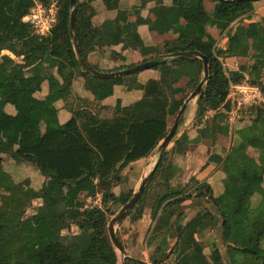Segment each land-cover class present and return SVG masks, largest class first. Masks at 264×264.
I'll return each mask as SVG.
<instances>
[{
  "label": "trees",
  "instance_id": "16d2710c",
  "mask_svg": "<svg viewBox=\"0 0 264 264\" xmlns=\"http://www.w3.org/2000/svg\"><path fill=\"white\" fill-rule=\"evenodd\" d=\"M33 1L46 6L51 0H0V52L7 51L14 57H22V64H16L7 55L0 60V143L1 136L6 131L24 133L35 123L43 122L45 133L39 143L20 146L11 158L17 163L34 167L42 176L52 177L62 186L77 184L84 179L97 181L104 193L103 205L107 206L114 199L111 189L118 181H110V174L114 170H123L132 162L149 157L157 148L169 131V112L177 114L183 104V101L174 99V85L187 77L197 86L202 78V62L197 58L165 59V64L154 70L165 67L167 72L159 80H150L142 86L133 79L137 73L113 79L92 77L82 71L76 60L69 34V0H58V22L51 34L42 39L33 35L29 26L22 22ZM93 1L96 0H85L79 4L77 0L74 15V41L87 65L84 52L93 47L97 40L82 7ZM101 1L108 10L118 7V0ZM171 1L184 25L176 28V47L168 55L198 51L209 59V81L197 102L199 115L196 121L201 122L207 113L220 108L225 112L229 109L226 102L229 84L243 82L244 76L240 72H227L219 60L222 51L203 42L206 19L204 0ZM254 2H219L216 27L226 32L229 46L239 49L241 55L247 54L249 46L260 49V55L247 71L249 83L259 85L258 79L264 70V38H260L258 34L259 25H238L234 30L230 27L252 11ZM164 14L165 10L161 7L155 27L167 30L171 26L164 19ZM108 25L111 23L106 22L105 26ZM44 55L55 60L57 77L51 68L40 64ZM90 67L101 73H111ZM240 71H245V68ZM77 77L84 78L85 88L98 101L112 96L115 86L125 84L129 89L141 90L143 96L127 107H122L120 101H117L110 118H102L80 108L71 109V118L61 125L54 105L70 96L72 83ZM44 82H47L48 93L41 101L35 95L41 92ZM260 87L264 96V85ZM42 102L51 107L43 108ZM8 105L14 108V116L5 112ZM255 109L257 118L252 120L250 127L237 132L239 142L233 145L223 164V170L227 174L224 204L217 206L213 202L212 190L206 184L198 187L195 195L178 198V192L167 181H164L165 191L155 201L157 208L163 205L179 206L185 199L212 203L218 209V214L214 216L209 208L204 209V214L219 222L223 246L230 264H264V209L256 212L250 208V199L254 195L260 197L259 204L264 203V165L258 166L246 156L249 147L264 148V125L260 121L262 110L259 107ZM187 143V136L182 135L174 141L171 151L181 155ZM168 153L166 150L161 154L150 181H154L160 173ZM176 170L173 167L170 175H174ZM0 186L10 188L8 207L0 206V264H117L116 252L108 237L107 218L102 210L95 209L90 214L92 237L81 226L78 239L63 243L60 232L66 225L59 221L53 228L51 222L63 209V194L60 190L45 189L52 196L53 205L49 209L41 207L37 216L38 223L33 224L32 219H23L22 211L27 203L25 194L4 172L1 158ZM122 199L123 203L129 200L128 197ZM179 211L181 221L184 213L182 208ZM240 218L246 219L244 224L239 222ZM252 223L259 224V231L244 243L242 236L251 231L249 225ZM211 260L214 264H223L217 247ZM125 264L143 262L126 259Z\"/></svg>",
  "mask_w": 264,
  "mask_h": 264
},
{
  "label": "crops",
  "instance_id": "0c3cea01",
  "mask_svg": "<svg viewBox=\"0 0 264 264\" xmlns=\"http://www.w3.org/2000/svg\"><path fill=\"white\" fill-rule=\"evenodd\" d=\"M203 5L206 13L203 42L209 43L213 45L215 49L222 51L219 58L221 63L222 60H224L225 66L230 72H240L244 76L245 81H248V75L245 73L250 70V67L260 55V49L254 46H249L247 54L241 55L239 49L231 48L229 46L226 32L221 31L216 27L219 2L204 0ZM161 7L165 10L164 19L171 26L167 30L155 27V22L158 19ZM252 7L253 9L250 13L244 15L234 24H231L230 27L234 30L238 25L247 27L249 24L258 23L259 27L257 31L260 38L263 39L264 0L254 2ZM82 11L89 19L97 40V43H95L93 47L85 50L84 58L90 66L104 72H116L146 61L159 59L161 56H168V52L176 47L178 37L176 28L184 25L182 17L172 5L171 0H118V7L115 10H108L101 0H96L86 3L82 7ZM106 22H110L111 25L106 27ZM2 52L7 51H1V53ZM9 54L10 53H7L6 55L12 59L13 55ZM21 58L22 57H20V59ZM50 60L54 59L48 55H44L40 64L44 67L51 68L53 74L56 76L54 69L55 60L52 66L45 65V63ZM242 68H245V71L241 72L240 70ZM166 72L167 70L165 67H161L158 70H146L137 73L133 79L137 84L142 86L150 80H159L160 76ZM263 75L264 70H262L258 79L259 82H261ZM184 78L187 79V77H183L180 82H183ZM247 84L252 85L250 83ZM176 85H179V83ZM176 85H174V87H176ZM47 93L48 85L47 82H44L41 86V92L37 93L35 97L42 101ZM142 96L143 92L141 90L133 88L129 89L125 84L115 86L112 96L102 101H98L92 93L85 88L84 78L77 77L72 83L70 96L65 101L56 102L54 107L58 111L59 124L62 125L71 118L70 112L72 108L70 104L73 106H79L78 108H80V110H88L95 115L103 110H113L117 101H120L122 107H127L139 101ZM193 103L194 106H192V108L190 107V113L192 111L191 117H193L192 119H194L195 122L190 125L189 123L187 124L184 122L180 131V135H186L188 139L185 150L181 155H176L172 151L175 156L176 164L170 162L166 164L164 163L159 176L163 177L168 185L178 192V198L187 195H195L196 189L202 186V184H206L212 190L213 202L219 206L224 204L226 200L224 183L227 174L223 170V164L233 145L239 142L237 132L250 127L252 125V120L257 118L256 107H259L262 110L260 121L261 124L264 125V96L261 104L240 112L237 120L233 123L228 122L223 108L211 112V118L207 116L208 113L205 114L202 121L197 122L196 118L199 115V110L197 103ZM41 106L43 108L51 107L45 102H42ZM190 108H187L185 115H187ZM248 111L249 114H246ZM5 112L11 116L15 115L14 108L9 105L5 107ZM169 116L170 112L168 118ZM44 133L45 125L41 121L35 123L24 133H17L15 131L4 132L1 136L2 140L0 143L2 168L4 172L10 176L11 180H13L11 177L13 176L12 174H18L19 172L26 170V173H28L27 177L44 184L46 190H60L63 194L62 205H64L67 200L66 189L71 185L62 186L52 177L42 176L34 167L17 163L11 158V155L20 146H34L39 143ZM262 137L264 140V130L262 132ZM262 152L264 153V148L255 149L249 147L246 150V156L258 166H262L264 165V154H262ZM147 158L132 162L121 171L114 170L110 174V181H114V177H118L116 180H120L119 184L117 183V186H119L122 182L123 176L128 173L130 168L133 169L134 174H137L138 171L143 172V170H141V165L148 160ZM173 167H176L177 170L174 175H170ZM181 167L184 170L182 176H180L182 173L180 171ZM126 169L127 172L125 171ZM49 179L52 183L48 187L47 182ZM180 181L186 184L192 182L190 190L183 192L175 189V185L182 183ZM95 183H97V181L84 179L73 185L79 184V186H83L82 184H84L88 189L90 188L89 191L92 193ZM262 188H264V182ZM20 191L22 192V190ZM144 196L145 192L143 193L141 200L138 201L135 207L123 220L124 223L125 221H129L127 224L129 231L126 238L130 240V245L128 246V249H125L129 255H137L138 246H140L139 248H143L141 254L144 255V257L147 256V254L151 255V246L147 243L144 244L143 230V223L147 222V219H149L151 225L150 240L155 244L152 256L156 253H162V250L166 249V257L169 258L167 259L170 263L166 261L163 262L167 264H214L211 257L217 247L216 240L219 222L212 217L205 216L204 208L200 202L197 201L198 203H193L192 200L185 199L179 206L169 207L163 205L162 207L157 208L154 204L152 208L148 207V209L145 208L143 202H141L144 199ZM259 203L260 197L258 195L251 197V210H255L256 212L263 210L264 203ZM65 208L66 204L63 206L61 213L66 212ZM181 208L184 217L180 221L179 210ZM147 209L148 212H146ZM145 212L148 214L146 215ZM185 213L188 218H186ZM81 216L84 220L85 217H83V214H81ZM245 221L246 219H244L243 222ZM84 223L87 224L85 220ZM249 227L251 231L242 236L244 243H246L255 232H258L260 228L257 223H252ZM92 235L93 234L91 233V236H89L92 237ZM132 246L137 247L134 248ZM146 260H148V258H146L144 262Z\"/></svg>",
  "mask_w": 264,
  "mask_h": 264
},
{
  "label": "rangeland",
  "instance_id": "374dc122",
  "mask_svg": "<svg viewBox=\"0 0 264 264\" xmlns=\"http://www.w3.org/2000/svg\"><path fill=\"white\" fill-rule=\"evenodd\" d=\"M58 2V0H56ZM85 0H79V4L84 3ZM9 52H0V60H1V56L2 55H6ZM2 54V55H1ZM10 55V54H9ZM163 57V56H161ZM14 60V62L16 64H22V59L14 57L12 58ZM54 60H50L49 62L47 61L45 63V65L48 66H52ZM222 64L224 69L227 72H230L227 67L225 66V61L222 60ZM237 68V66H236ZM247 75V72L245 73ZM202 79V78H201ZM182 80V79H181ZM201 81V80H200ZM199 81V82H200ZM245 81V79L243 80V82ZM198 82V83H199ZM247 83H249V81H245ZM198 85V84H197ZM260 86L264 85V75L262 76V80L259 84ZM258 85L259 88H261ZM174 99L177 101H184L190 96V94L195 90L196 86L191 83L190 79H183V82H179V85H176V87H174ZM193 104V105H192ZM71 108L73 110H76L79 106H73L72 104H70ZM192 106H194V103L191 102L190 105L187 106V108H192ZM187 108L185 109V112L187 110ZM189 109L187 115H185V112L178 124V128L176 131V136L175 139L173 140V142L170 144L169 148L167 149V151L169 152L166 155V160H165V164L166 163H175V156L173 155L171 148H173L174 146V141L179 139L182 135H180V131L182 129V126L185 123H189L190 124H194V119H192L193 117H191V113ZM91 109V107H90ZM88 111V110H87ZM112 113L113 110H103L101 111L98 115L99 117L102 118H110L112 117ZM190 113V115H189ZM249 114V111L246 113ZM252 114V112H251ZM176 116V113L174 112H170V116L168 118V129L171 128L173 122H174V118ZM186 116V117H184ZM190 116V117H189ZM207 116H211V113H208ZM185 118V119H184ZM190 118V120H189ZM211 118V117H210ZM209 118V119H210ZM189 127V126H188ZM188 129V128H187ZM180 135V136H179ZM173 150V149H172ZM262 154H264L262 152ZM148 160H146V162L142 163L141 165V170H143V172L138 171L137 174L133 173V169L130 168V170L128 171V173L126 175L123 176L122 182L119 186H117L120 182L117 181L115 182V185H113L112 187V193L114 195V199L109 202L107 204V206L103 205V191L100 189L99 187V183H95L94 185V190L91 193V191H89L88 187L85 186L84 184H82L83 186H79L78 185H71L66 189V208L64 213L59 214L58 216H54L51 219V222L53 223V228H55V224H59L56 222L61 221L62 223L60 224H65L66 226H63L62 231L60 232V237H61V241L63 243H67L73 239H78L80 234H81V226L83 227L84 231H86L87 235L91 236V233L93 234V225L91 222V217L90 214L93 210L97 209V210H102L107 218V227H108V223L110 222V220L112 218H114L118 212L120 211V209L123 207V205L125 203L122 202V198L125 199V197L130 198L138 189L142 179L146 176L149 175V173L151 172V170L153 169V166L155 164V162L158 160V155H153L151 154L148 158ZM6 167V165H5ZM135 168V167H134ZM180 170V169H179ZM127 172V169L125 170ZM182 173L180 174V176H182L183 174V169L181 167L180 170ZM179 171V172H180ZM12 181L17 185V187L22 190V192L25 194L26 197V206L23 209V219H32V222L34 224L38 223V219L37 216L39 215V209L41 207H44L46 209H49L52 205H53V198L51 196H48L45 188H44V184H41L39 181L35 180V179H29L27 177L28 173H26V170L19 172L18 174H12ZM116 178L118 177H114V179L116 180ZM113 179V180H114ZM114 180V181H115ZM164 178L158 176L154 179V181H149L146 189H145V196L144 199L141 201L143 202V205L145 206V208H152L155 204V201L157 200V198L159 197V195L165 191V185H164ZM182 182V181H180ZM188 182V179H187ZM52 181L49 179V181L47 182V186L49 187L51 185ZM118 183V184H117ZM192 185V182L189 183H180L175 185V189H178L179 191H183V192H187L190 190V187ZM130 194V195H129ZM96 195H98V199L96 197ZM9 197H10V188L6 187V186H0V206L2 207H8L9 205ZM192 202L194 203V201L192 200ZM65 204L63 206H65ZM148 208V209H149ZM148 209L146 210V212H148ZM145 212V213H146ZM81 214H83V217H85V221L87 222V224L84 223V220L82 219ZM148 213H146L147 215ZM186 216V213H185ZM64 221H63V219ZM186 218H188V216H186ZM245 218H240L239 222L241 224H244ZM58 220V221H57ZM153 221V219H152ZM65 222V223H63ZM129 221H122L117 227H116V234L118 239L121 242V245L124 249V256L120 255V253L118 251L115 250L116 252V256H117V264H125L126 259H133V260H138V261H142L144 262V260L146 258H148V260H150L151 262L155 261L157 263L166 261L169 262L168 260L169 258L166 257V249L162 250V253H156L152 256L153 254V250L155 247V244H153V241L150 240V230H151V225L149 222V219H147V222H144V244H149L151 246V255L147 254V256L144 257V255L141 254V251L143 250V248H139L140 246H138V250H137V255L133 256V255H129L125 249H128L129 245H130V240L128 238H126V235L128 234V224ZM89 236V237H90ZM134 248H136L135 246H132ZM145 247V246H144ZM168 258V259H167Z\"/></svg>",
  "mask_w": 264,
  "mask_h": 264
},
{
  "label": "water",
  "instance_id": "95a60500",
  "mask_svg": "<svg viewBox=\"0 0 264 264\" xmlns=\"http://www.w3.org/2000/svg\"><path fill=\"white\" fill-rule=\"evenodd\" d=\"M76 1L77 0H69V6L71 9L70 16H69V34L72 39L73 47H74V52L76 55V60L82 69V71L92 77L98 78V79H113V78H119V77H126L130 76L136 73H140L146 70H152L158 66H162L165 64V59H193L197 58L202 62V79L196 86L195 90L190 94V96L184 101L182 104L180 110L176 114L174 118V122L169 129L167 135L163 138V140L159 143L157 148L152 152L153 155H158V160L155 162L153 169L149 173L148 176L144 177L137 189V191L129 198V200L123 205V207L120 209L118 214L110 220L108 223L107 227V232H108V237L110 240V243L114 250L118 251L120 255L124 256V249L117 237L116 234V227L125 219L127 214L135 207V205L138 203V201L141 199L146 186L150 179L153 177V174L157 168V165L160 160L161 154L166 151L170 144L173 141L174 136L176 135V131L178 128V124L185 112L186 107L191 103V102H198L200 99V96L206 87L208 81H209V74H210V66H209V59L202 55L198 51H182V52H177L172 55L165 56L163 60L155 59V60H150L143 62L141 64L116 71V72H111V73H101L98 71L93 70L89 65L85 63L81 55L79 54L75 41H74V36H73V30H74V15L76 11ZM211 1H216V2H224V1H233V2H242V1H249V2H254L256 0H211ZM198 203V202H197ZM202 207L204 209L209 208L212 210V214L216 216L218 214V209L212 205L210 202H205L201 201ZM217 248L219 250V253L222 257L223 264H230V261L227 257L225 248L223 246V241H222V229L221 227L218 228L217 232V240H216Z\"/></svg>",
  "mask_w": 264,
  "mask_h": 264
},
{
  "label": "built area",
  "instance_id": "2783aa9c",
  "mask_svg": "<svg viewBox=\"0 0 264 264\" xmlns=\"http://www.w3.org/2000/svg\"><path fill=\"white\" fill-rule=\"evenodd\" d=\"M60 6L56 0H51L45 6L39 2L33 1L32 7L26 16L22 18V22L29 26L33 35L38 38H46L58 22ZM263 101V93L258 86H252L246 82L239 84H229L228 94L226 98L229 109L225 112L227 120L233 123L237 120L238 114L242 111L261 104ZM98 199V195H96ZM143 264H167L165 262L157 263L146 260Z\"/></svg>",
  "mask_w": 264,
  "mask_h": 264
}]
</instances>
